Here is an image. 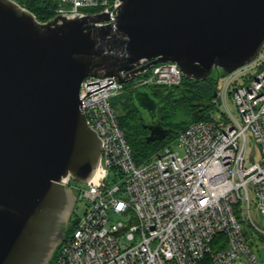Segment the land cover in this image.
Masks as SVG:
<instances>
[{"label":"water","instance_id":"95a60500","mask_svg":"<svg viewBox=\"0 0 264 264\" xmlns=\"http://www.w3.org/2000/svg\"><path fill=\"white\" fill-rule=\"evenodd\" d=\"M114 12L41 22L0 0V264H50L75 213L77 189L96 175L102 143L81 108L89 77L128 84L174 63L184 78L228 76L264 48V0H117ZM135 88L151 141L169 130L154 119L186 92L158 100ZM217 96V92L215 93Z\"/></svg>","mask_w":264,"mask_h":264},{"label":"built area","instance_id":"2783aa9c","mask_svg":"<svg viewBox=\"0 0 264 264\" xmlns=\"http://www.w3.org/2000/svg\"><path fill=\"white\" fill-rule=\"evenodd\" d=\"M56 15L111 13L117 0H34ZM97 14V13H96ZM177 64L164 63L128 84L117 77L84 80L81 108L102 143L95 177L77 188L83 213L50 264H264V48L218 83L211 119L191 124L143 165L133 159L114 98L127 87H179ZM233 105L235 112L230 106ZM218 109V111H217ZM219 115H216V114ZM254 140L261 161L251 163ZM240 212H247L241 221ZM243 222L247 223V232Z\"/></svg>","mask_w":264,"mask_h":264},{"label":"trees","instance_id":"16d2710c","mask_svg":"<svg viewBox=\"0 0 264 264\" xmlns=\"http://www.w3.org/2000/svg\"><path fill=\"white\" fill-rule=\"evenodd\" d=\"M15 1L31 11L41 22H47L56 16L55 8L51 3L36 2L34 0ZM99 12L97 8L87 10L89 14ZM179 88L186 92L185 95L180 99L167 103L161 109L156 119H154L164 129L169 130V134L164 140L151 141L149 139L151 135L149 125L151 122L134 104L131 95L134 89L127 87L122 95L112 101L113 107L118 115L119 123L132 148L133 159L137 165H143L158 155L191 124L212 118L210 111L216 108L215 101L217 96H215V93L218 89L217 79L211 77L204 82H194L184 78ZM178 113L183 115L182 120H175V116ZM77 221L78 217L74 215L63 243L71 237Z\"/></svg>","mask_w":264,"mask_h":264},{"label":"rangeland","instance_id":"374dc122","mask_svg":"<svg viewBox=\"0 0 264 264\" xmlns=\"http://www.w3.org/2000/svg\"><path fill=\"white\" fill-rule=\"evenodd\" d=\"M217 77H218V74L215 72L212 75V78L217 79ZM225 77H227V76L221 75L218 83L220 84ZM230 108L232 109L233 112L236 113L233 105H231ZM216 115H219V114L217 113ZM175 117H176L175 120H178V121L183 119V115L180 113H178ZM251 142H252V145L249 146V150H248L249 154H251V163L260 162L261 161L260 149L258 146H256L254 140H252ZM167 147H170L173 151H178L179 150L178 140L176 139V140L172 141ZM73 185L76 186L77 188H84L85 187V184L78 183V182H73ZM85 206L86 205H85V202L83 200L78 201L76 208H75V214L80 215L81 213H83ZM240 214H241V221H243V216L247 217V215H248L247 212H244V213L240 212ZM252 217L259 226L264 228V218L262 217V215L259 212H253ZM243 227H244V230L247 232V229H248L247 223L243 222ZM259 249H260V251H257L256 249H254V250L256 251L258 257L260 259H262V258H264V251H263L262 246H260Z\"/></svg>","mask_w":264,"mask_h":264},{"label":"flooded vegetation","instance_id":"af4514ba","mask_svg":"<svg viewBox=\"0 0 264 264\" xmlns=\"http://www.w3.org/2000/svg\"><path fill=\"white\" fill-rule=\"evenodd\" d=\"M150 88L152 92H155V94L157 95V97L159 98L158 100H167V98H173V96L177 95L180 93V88L179 87H148ZM182 97H176V98H173L174 100H177V99H180ZM164 106L160 107V106H156V109H155V113H157V116L160 114L161 112V109L163 108ZM156 116V117H157ZM155 117V119H156ZM158 123V122H157Z\"/></svg>","mask_w":264,"mask_h":264}]
</instances>
